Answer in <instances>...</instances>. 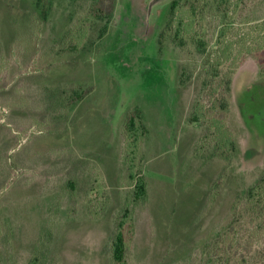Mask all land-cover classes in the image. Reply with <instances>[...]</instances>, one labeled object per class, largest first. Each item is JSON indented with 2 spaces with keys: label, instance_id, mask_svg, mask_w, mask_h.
<instances>
[{
  "label": "rangeland",
  "instance_id": "obj_1",
  "mask_svg": "<svg viewBox=\"0 0 264 264\" xmlns=\"http://www.w3.org/2000/svg\"><path fill=\"white\" fill-rule=\"evenodd\" d=\"M173 1L0 0V264H117L126 212L124 264H264V191L251 206L264 180V73L248 56L223 80L234 146L218 150L191 117L219 86L205 85L206 61L225 18L203 0L194 35L175 41ZM100 2L110 13L77 47L75 25ZM263 19L264 0H243L230 22ZM134 111L147 185L137 202L125 131Z\"/></svg>",
  "mask_w": 264,
  "mask_h": 264
},
{
  "label": "trees",
  "instance_id": "obj_2",
  "mask_svg": "<svg viewBox=\"0 0 264 264\" xmlns=\"http://www.w3.org/2000/svg\"><path fill=\"white\" fill-rule=\"evenodd\" d=\"M243 0H215L218 10L224 15L225 22L218 32L215 50L208 55L206 61V86H214L216 79L221 78L219 86L213 87L207 94V101H199L195 105L191 120L193 122L204 123L211 132V139L218 150L222 152L230 151L234 146L233 134L228 125L229 106L219 98L222 82L230 80L232 74L240 63L248 56H253L258 60L260 72L264 73V19L258 22L246 23L243 26L231 24L232 15L239 8ZM203 0H174L170 5L169 18L172 30V37L175 41L182 42L185 35H194L196 32L197 18L202 10ZM100 2L94 5L88 13L87 19L80 20L72 34L78 40L77 47L83 42L85 28L93 19L109 14ZM79 46V47H80ZM229 65V70L225 76L221 77L220 69ZM223 82V83H224ZM86 89L74 90L69 97L72 102L82 98ZM126 131V152L128 157L129 177L134 182L133 200L135 202L147 197V185L142 176L137 174V163L139 161L141 143L143 142L145 131L142 124V117L139 112H131L125 124ZM258 184L257 189L251 194V206L257 208V192L263 193L264 180ZM126 212L118 223L116 234L112 243V258L117 264H124L126 251L130 246L133 232V222ZM264 229H262L263 231ZM254 237L261 236L259 230L254 231Z\"/></svg>",
  "mask_w": 264,
  "mask_h": 264
}]
</instances>
